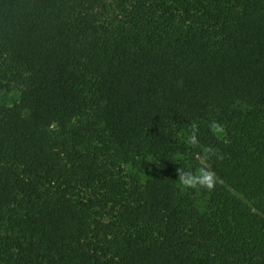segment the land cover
<instances>
[{"label": "trees", "instance_id": "trees-1", "mask_svg": "<svg viewBox=\"0 0 264 264\" xmlns=\"http://www.w3.org/2000/svg\"><path fill=\"white\" fill-rule=\"evenodd\" d=\"M14 90L0 264H264V0H0Z\"/></svg>", "mask_w": 264, "mask_h": 264}, {"label": "clouds", "instance_id": "clouds-1", "mask_svg": "<svg viewBox=\"0 0 264 264\" xmlns=\"http://www.w3.org/2000/svg\"><path fill=\"white\" fill-rule=\"evenodd\" d=\"M215 131H219L220 127L216 122H213L210 125ZM198 126L192 125V132L190 134L188 143H190L193 147H202L199 144L198 140ZM204 156L201 159V167H199L195 172L185 171L183 168H178V181L181 185L186 188H203L209 191L214 190L218 183H221V178L217 175V173L205 163L210 156H216L217 159H223L222 155L218 153V150L213 149L211 147L203 148Z\"/></svg>", "mask_w": 264, "mask_h": 264}, {"label": "rangeland", "instance_id": "rangeland-1", "mask_svg": "<svg viewBox=\"0 0 264 264\" xmlns=\"http://www.w3.org/2000/svg\"><path fill=\"white\" fill-rule=\"evenodd\" d=\"M115 1V0H114ZM120 1H125V0H120ZM111 2V1H109ZM21 95V92L19 90H14L12 92H7V91H0V101L8 104V105H12L14 104L16 101L19 100ZM220 136H222V129L220 128L219 131H217ZM126 173L129 175H138L140 172L138 170L137 167L131 166V165H127L126 166ZM145 175H141V177L143 179H145L144 177Z\"/></svg>", "mask_w": 264, "mask_h": 264}]
</instances>
